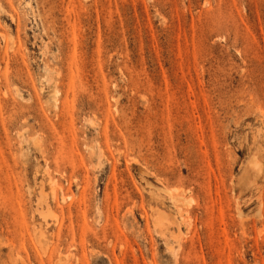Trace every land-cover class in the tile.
Wrapping results in <instances>:
<instances>
[{
  "label": "rangeland",
  "instance_id": "1",
  "mask_svg": "<svg viewBox=\"0 0 264 264\" xmlns=\"http://www.w3.org/2000/svg\"><path fill=\"white\" fill-rule=\"evenodd\" d=\"M0 264H264V0H0Z\"/></svg>",
  "mask_w": 264,
  "mask_h": 264
}]
</instances>
